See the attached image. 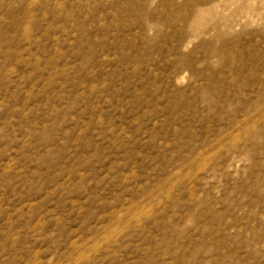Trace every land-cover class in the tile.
I'll return each mask as SVG.
<instances>
[{
	"label": "rangeland",
	"instance_id": "rangeland-1",
	"mask_svg": "<svg viewBox=\"0 0 264 264\" xmlns=\"http://www.w3.org/2000/svg\"><path fill=\"white\" fill-rule=\"evenodd\" d=\"M0 264H264V0H0Z\"/></svg>",
	"mask_w": 264,
	"mask_h": 264
}]
</instances>
